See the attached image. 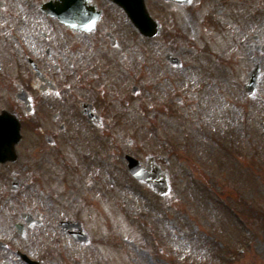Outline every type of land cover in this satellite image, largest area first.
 <instances>
[{"label": "rangeland", "instance_id": "rangeland-1", "mask_svg": "<svg viewBox=\"0 0 264 264\" xmlns=\"http://www.w3.org/2000/svg\"><path fill=\"white\" fill-rule=\"evenodd\" d=\"M224 9L209 0L175 6L170 43L164 35L137 40L142 92L132 114L141 129L114 131L109 196L84 213L92 241L58 243L52 185L45 193L21 189L4 202L0 195V264H25L18 250L44 264H264V0H233L231 13ZM167 52L183 67L179 77L159 81L151 61H166ZM257 64L258 87L248 96L244 85ZM129 138L144 164L149 155L163 157L167 194L131 178L121 155ZM18 152L22 160L30 150ZM21 160L10 170L23 172ZM39 211L43 224L25 225L22 234L8 224Z\"/></svg>", "mask_w": 264, "mask_h": 264}, {"label": "flooded vegetation", "instance_id": "flooded-vegetation-1", "mask_svg": "<svg viewBox=\"0 0 264 264\" xmlns=\"http://www.w3.org/2000/svg\"><path fill=\"white\" fill-rule=\"evenodd\" d=\"M147 1L159 26L153 39L164 35L167 41L175 19L173 8L187 10L188 4ZM209 1L225 7L227 13L232 11L233 0ZM132 8L136 13V0H0V101L4 105L0 113L16 116L22 127L19 147L30 150L20 159L23 172L10 170L11 163L0 165L5 169L0 191L13 190L14 178L17 190L37 188L45 193L52 185L61 212L58 222L84 225V213L89 215L96 201H107L108 136L116 146L114 131L141 129L132 114L133 107L140 106L143 73L136 59L141 35L130 17ZM60 15L69 16L73 25ZM182 67L158 58L151 61L149 71L161 81L179 77ZM126 143L135 153L136 142L129 138ZM51 152L53 156L45 155ZM126 154H121L122 159ZM64 237L74 240L68 233L56 236Z\"/></svg>", "mask_w": 264, "mask_h": 264}, {"label": "water", "instance_id": "water-1", "mask_svg": "<svg viewBox=\"0 0 264 264\" xmlns=\"http://www.w3.org/2000/svg\"><path fill=\"white\" fill-rule=\"evenodd\" d=\"M148 18L149 17L146 12L144 1L142 0V12L140 19L141 27L145 34L152 35L153 33L150 32V24ZM257 76L258 71L256 70L252 73L249 84L246 85V89L250 93H252L256 87ZM20 138L21 135L19 123H12L11 121H8V118L0 116V162L16 161V144L19 142ZM130 167L135 176L155 185L160 192L165 193L168 191L169 186L166 177L157 174L153 168H151L150 171H140L138 168V163L136 161H131ZM20 229L23 230V227L21 226ZM82 234V231H79L75 234L80 242L85 240Z\"/></svg>", "mask_w": 264, "mask_h": 264}]
</instances>
